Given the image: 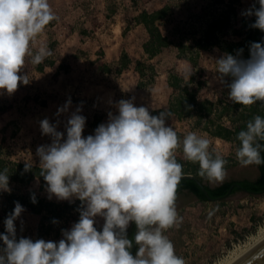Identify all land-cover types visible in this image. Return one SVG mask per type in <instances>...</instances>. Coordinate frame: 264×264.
Segmentation results:
<instances>
[{"label": "clouds", "instance_id": "9594fccd", "mask_svg": "<svg viewBox=\"0 0 264 264\" xmlns=\"http://www.w3.org/2000/svg\"><path fill=\"white\" fill-rule=\"evenodd\" d=\"M241 15L254 17L249 26L264 32V0H253ZM56 19L48 0H0V90L12 95L21 84L30 83L24 72L26 58L30 57L32 65H40L52 55L46 45L35 52L30 45ZM248 51L246 59L243 48L216 59L228 99L243 106L264 102V38L250 42ZM134 101L130 97L114 102L115 113L109 111L107 121L87 136L83 135L87 118L80 114L83 102L64 121V130H58V118L72 104L70 97L55 113V123L48 118L39 121L41 134L51 140L37 146L35 153L47 198L69 203L79 200V219L61 229L58 241L18 236L15 222L20 220L23 231L26 209L14 201L3 221L5 230L0 232V264H186L165 235L182 222L176 193L183 165L175 150L182 147L184 157L199 164L198 175L209 183L226 179L227 161L210 152V140L195 132L181 142L167 124L171 113L154 114ZM236 139L235 155L242 167L264 163V117L249 120ZM34 166L25 161L22 174ZM11 190L4 169L0 171V192ZM30 200L38 202L34 192ZM97 217L103 219L100 229L95 226ZM52 223L59 221L53 219ZM131 224L136 226L133 238L128 236Z\"/></svg>", "mask_w": 264, "mask_h": 264}, {"label": "rangeland", "instance_id": "374dc122", "mask_svg": "<svg viewBox=\"0 0 264 264\" xmlns=\"http://www.w3.org/2000/svg\"><path fill=\"white\" fill-rule=\"evenodd\" d=\"M252 2L240 0L236 4L237 13L232 17L233 28L241 29L243 20L254 19L241 15ZM48 3L57 19L35 38L30 50L35 52L46 45L52 49V55L48 58L54 59L55 65L39 71L38 65H32L30 57H27L24 72L28 73L30 83L21 84L12 95L0 90V105L7 106L6 111L0 114V142L2 127L7 122L16 121L20 131L15 138L8 139L5 146L13 159L37 165V146L51 142L49 136L41 134L39 121L48 118L55 123V113L69 97L72 104L68 113L58 118L61 121L58 130H64V121L83 102L80 114L87 118L85 136L93 133L98 120L99 124L107 121L109 111L115 113L114 102L120 99L135 97L137 106L145 105L150 110L166 109L171 95V88L167 84L169 71L178 72L187 78L194 71L192 64L181 55L177 44L181 42L197 48L196 39L202 34L208 20L225 10V3L217 0H48ZM164 6L169 9L160 25L164 34L174 43L149 60L156 67V78L152 84L141 87L134 64L119 72L118 61L124 50L134 62L148 58L143 46L149 36L135 18L144 9L154 11ZM220 36L228 41L241 40L230 28ZM100 49L105 51V60L112 66L110 72H103L91 64V60L99 57ZM186 50L189 52L190 49ZM200 53L195 71L198 77L207 81L200 92L201 97L214 101L229 100L228 89L220 83L216 71V59L225 52L212 45ZM167 124L177 132L181 142L189 132L210 140L209 151L220 154L227 161L226 179L218 184L257 177L256 165L242 167L238 163L235 155L238 147L232 142L211 136L192 121L179 120L175 116L168 118ZM174 155L186 160L182 147H178ZM205 181L208 182L207 179ZM29 189L47 198L45 188L40 190L38 182ZM239 192L236 191L226 201H200L191 194L179 195L176 208L182 222L169 229L165 235L173 242L176 254L182 256L186 264H219L236 246L246 244L264 229V193L240 195ZM78 219L79 213L70 220L67 228ZM22 220L23 231L20 220L15 222L18 236L53 241L62 238L61 231L59 234L53 231L39 237L40 216L37 214L23 212ZM96 221V225L103 224L100 217ZM62 225L64 222L60 223ZM1 228L3 225L0 221Z\"/></svg>", "mask_w": 264, "mask_h": 264}, {"label": "trees", "instance_id": "16d2710c", "mask_svg": "<svg viewBox=\"0 0 264 264\" xmlns=\"http://www.w3.org/2000/svg\"><path fill=\"white\" fill-rule=\"evenodd\" d=\"M217 2L225 3V10H222L217 16L208 20L202 34L196 39L197 48L186 46L184 43H178L177 46L181 55L186 58L191 64L194 71L187 78L175 71H169L167 75V84L171 88V95L168 101V107L159 110H151L154 114L165 111L171 113L170 117L175 116L179 120L192 121L197 127H201L211 136L232 142L239 147V141L236 136L239 131L246 129L247 122L252 120L256 115L264 117V102H256L250 106L234 104L230 100L214 101L209 98H202L201 90L206 86L207 81L198 77L196 69L199 65L200 51L215 45L225 53L235 54V50L243 48V58H248V44L252 41H261L264 38V32L258 29H253L249 25L254 21L243 20V28H233L232 17L237 13L236 4L240 0H217ZM168 6L161 9L149 11L142 10L136 16V22L143 25L148 33V40L144 43V53L147 59H139L135 62L127 51H122L118 61V71L122 72L130 68L134 64V70L139 74V86L144 87L152 84L155 81L157 70L154 64L149 60L156 57L164 48L169 47L174 42L166 34H164L160 22L163 21L168 13ZM97 23V22H95ZM232 29V32L241 37L239 41H228L220 36L226 30ZM189 48V52H187ZM51 49V48H50ZM52 50V49H51ZM91 64L103 72H110L112 66L105 60V51L100 49L99 57L91 60ZM55 65V60L47 58L42 64L37 66V70L44 71L47 66ZM186 105H190L188 108ZM7 106L0 105V114H3ZM169 117V118H170ZM99 125V120L98 124ZM20 131V126L16 121L7 122L1 129L2 141L0 142V171L4 169L9 173V186L12 189L10 193L0 192V221L3 228L0 232H4L3 221L5 217L13 210L14 201H19L24 207V212L37 214L40 216L38 226V236L47 235L55 231L59 234L61 229H67V224L78 214L76 210L79 206V200L75 203L68 201L49 200L37 193L34 189H29L35 182L39 183L40 190L45 188V182L39 176V165L34 164V168L26 173H23L24 163L12 158L10 151L5 146L8 139H13ZM264 143V142H261ZM177 161L183 165V174H193L202 179L198 175L199 164L184 160L175 156ZM261 157L264 158V150L261 151ZM260 176L255 181L240 180L228 181L215 187L209 188L207 191L211 197H221L225 195L234 183H239L240 186L255 192L264 191V163L258 165ZM189 189L196 192L200 201H207L209 198L204 194L200 185L193 179H181L177 192ZM238 187L233 188V192L238 191ZM36 194L37 203L33 204L30 200L31 193ZM59 221L58 224H53L52 220ZM64 225L60 226V223ZM60 226L59 228H57ZM98 229L102 225H95ZM135 224H131L128 228L129 238H133V230ZM2 243V242H0Z\"/></svg>", "mask_w": 264, "mask_h": 264}, {"label": "water", "instance_id": "95a60500", "mask_svg": "<svg viewBox=\"0 0 264 264\" xmlns=\"http://www.w3.org/2000/svg\"><path fill=\"white\" fill-rule=\"evenodd\" d=\"M182 179H193V180H195L200 185V187L202 188L204 194L210 200H213V201H226V200L230 199L233 196V194L235 193V192H233V188L235 186H237L239 188L240 195H244V194L262 195L264 193V191L255 192L252 190H248V189L240 186L239 183L236 182L230 187V189L228 190V192L225 195H223L221 197H215L214 198V197H211L209 195L207 188H206L207 184L205 182H203L202 180H200L197 176H195L193 174H183ZM219 185H221V184L215 183L214 185H210V186L215 188ZM188 192H189L188 189H183V194H187ZM135 232H136V226H134L133 237L135 235ZM131 251L133 252V254L135 253V251H136L135 244H134ZM235 264H264V242L261 245H259L257 248H255L253 251H251L249 254H247L245 257H243L238 262H236Z\"/></svg>", "mask_w": 264, "mask_h": 264}, {"label": "bare ground", "instance_id": "6f19581e", "mask_svg": "<svg viewBox=\"0 0 264 264\" xmlns=\"http://www.w3.org/2000/svg\"><path fill=\"white\" fill-rule=\"evenodd\" d=\"M264 242V229L257 236L243 245L236 246L230 254L219 264H235Z\"/></svg>", "mask_w": 264, "mask_h": 264}, {"label": "flooded vegetation", "instance_id": "af4514ba", "mask_svg": "<svg viewBox=\"0 0 264 264\" xmlns=\"http://www.w3.org/2000/svg\"><path fill=\"white\" fill-rule=\"evenodd\" d=\"M257 166H258V165H257ZM258 170H259V176H260V169H259V166H258ZM199 179H200V178H199ZM200 180H202L203 182H205L209 188H214V187H211L210 184H209L208 182L205 181V178H202V179H200ZM246 180H247V179H246ZM250 181H253V180H250ZM254 181H255V180H254ZM188 190H189V189H188ZM182 194H183V190H181V191H179V192L176 193V201H177L179 195H182ZM187 194H191L192 196H194V197H196L198 200H200L199 195H198L196 192H194V191L189 190V192H188ZM209 200H210V199H209Z\"/></svg>", "mask_w": 264, "mask_h": 264}, {"label": "crops", "instance_id": "0c3cea01", "mask_svg": "<svg viewBox=\"0 0 264 264\" xmlns=\"http://www.w3.org/2000/svg\"><path fill=\"white\" fill-rule=\"evenodd\" d=\"M257 166V165H256ZM257 170H258V166H257ZM258 177H259V170H258V175H257V177L255 178V179H253V181L254 180H256V179H258ZM240 180H246V179H239V180H235V181H240ZM247 180H251V179H247ZM223 184V183H222ZM238 191H239V189H238ZM236 192V191H235Z\"/></svg>", "mask_w": 264, "mask_h": 264}]
</instances>
